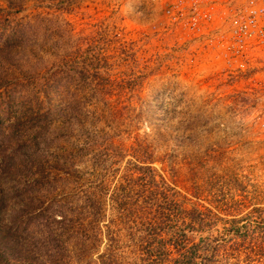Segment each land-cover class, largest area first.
Masks as SVG:
<instances>
[{
	"label": "rangeland",
	"instance_id": "1",
	"mask_svg": "<svg viewBox=\"0 0 264 264\" xmlns=\"http://www.w3.org/2000/svg\"><path fill=\"white\" fill-rule=\"evenodd\" d=\"M165 2L21 0L0 20V31L23 24L12 61L30 81L26 89L42 83L36 74L44 68L56 86L47 97L65 126L43 131L40 147H63L84 181L87 169L105 183L103 224L112 220L114 235L113 253L101 258L104 239L93 238L104 225L90 227L85 245L77 211L58 198L51 212L67 214L72 231L62 234L45 214L17 222L5 252L12 264H178L170 248L149 251V230L156 225L160 247L170 243L188 211L196 229H183L184 240L199 245L207 264H264V78H230L214 52L168 26ZM0 114L8 116L1 106ZM135 162L163 178L158 194L144 198V188L127 186L116 195ZM66 186L36 195L47 202Z\"/></svg>",
	"mask_w": 264,
	"mask_h": 264
},
{
	"label": "trees",
	"instance_id": "2",
	"mask_svg": "<svg viewBox=\"0 0 264 264\" xmlns=\"http://www.w3.org/2000/svg\"><path fill=\"white\" fill-rule=\"evenodd\" d=\"M4 1L7 6L0 8V20L5 18L7 14H12L21 9V0ZM29 24L24 23L25 28L32 27V24ZM18 25L15 27L12 25L4 26L0 31V64H2L0 66V106L8 115L7 118H4L0 114V264L13 263L5 252L6 249H10L11 245L14 247L15 240L12 237V229L17 222L29 224L32 217L41 218L45 214L49 225H61L63 227L62 234H68L72 231L73 227L65 225L71 222L67 214L58 216L51 212L55 200L58 198L61 203L69 206V209L74 208L77 211L79 228L83 232L82 238L85 245L89 242V231L93 232L94 229L92 228L104 225L105 208L106 205L110 204L108 200L105 203V183L95 182L93 178H90V175L93 176L92 171L90 174L87 169L85 175L87 174L89 179L84 181V171L75 166L72 159L63 155V147L59 146L50 153H47V148L40 147V139L43 136L45 138L48 136L43 135V131L51 126L54 128L64 127L65 120L60 109L58 113L54 111L56 108L54 102L47 97L48 89L56 87L47 81L48 79L44 80L47 69L44 68L37 72V77L42 78L43 81L41 83L38 80V85L34 88L31 83L29 91L26 89V84H30V81L23 79L25 76L21 66L17 61H12L24 37V31L21 30L23 24ZM14 70L17 73L14 74L12 72ZM7 119L9 121H6ZM56 123L57 126H54ZM15 133L17 134L15 135ZM12 143L14 146L10 145ZM35 155H38V158H34ZM138 162H135L134 168L128 170L121 177L115 190L116 195L119 193L122 195L127 186L131 189L142 187L146 192V196H144L146 198L147 194L148 197L151 194H158V191L162 189L161 187L166 186L163 178L157 175L154 169L150 166H138ZM157 177L160 179L159 181L156 180ZM57 182H65L67 185V190L61 192L59 196L53 194L51 199L44 202L39 198V195H36L37 191L40 190L43 193L48 191L52 193L55 188L50 190L51 186ZM79 182H83L84 185ZM112 195L113 191L110 196ZM189 214L190 211L186 212L185 216H178L183 226L182 230L175 232L173 234L175 237L171 235L169 239L165 238L170 243H165L161 247V240L158 243L156 225L151 224L149 251L154 253L170 248L177 254L178 258L175 260L178 261V264H207L206 258L200 253L199 245L184 240L187 237V231L185 232L183 229H190L188 231L191 232L192 229H196L193 220L194 215L189 216ZM111 221L104 225L105 231L100 232L104 238L99 236L97 229L96 236L93 238L94 240L98 237L100 240L104 239L106 255H100L101 258H108L114 251ZM159 236L161 238V234ZM2 247L5 250H1ZM197 259L200 260L199 263Z\"/></svg>",
	"mask_w": 264,
	"mask_h": 264
},
{
	"label": "built area",
	"instance_id": "3",
	"mask_svg": "<svg viewBox=\"0 0 264 264\" xmlns=\"http://www.w3.org/2000/svg\"><path fill=\"white\" fill-rule=\"evenodd\" d=\"M173 30L216 54L230 78H264V0H165Z\"/></svg>",
	"mask_w": 264,
	"mask_h": 264
}]
</instances>
